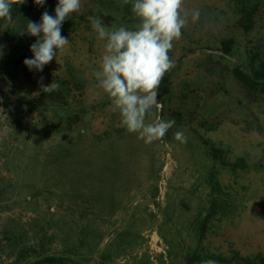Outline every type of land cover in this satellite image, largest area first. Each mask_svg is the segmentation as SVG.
<instances>
[{
	"label": "rangeland",
	"instance_id": "374dc122",
	"mask_svg": "<svg viewBox=\"0 0 264 264\" xmlns=\"http://www.w3.org/2000/svg\"><path fill=\"white\" fill-rule=\"evenodd\" d=\"M57 4L16 0L0 19V264H264V0H183L158 93L175 125L150 144L94 77L104 41L88 17L131 29V3L81 0L64 51L29 70L27 23Z\"/></svg>",
	"mask_w": 264,
	"mask_h": 264
},
{
	"label": "clouds",
	"instance_id": "9594fccd",
	"mask_svg": "<svg viewBox=\"0 0 264 264\" xmlns=\"http://www.w3.org/2000/svg\"><path fill=\"white\" fill-rule=\"evenodd\" d=\"M14 3L16 0H0V19L11 21ZM34 3L43 6L45 0ZM123 3H131V11L139 21L134 28H109L98 17H88L97 39L104 41V52L94 77L96 87L108 96L112 109L119 112L121 126L150 144L161 141L175 125V120H164L158 115L163 109L158 93L165 75L175 66L169 56L173 41L181 38L188 21L182 15L183 0H123ZM80 8L81 0H58L55 16L45 11L39 24L27 23L25 31L38 37L30 46L32 58L23 61L29 70L43 71L58 51H64L69 39L61 34L62 24ZM198 18L199 13H194L192 19ZM59 87L54 81L47 86L41 83L44 93L57 91ZM149 116L153 119L146 122ZM174 138L181 142L187 139L180 131ZM202 264H215V261H202Z\"/></svg>",
	"mask_w": 264,
	"mask_h": 264
},
{
	"label": "trees",
	"instance_id": "16d2710c",
	"mask_svg": "<svg viewBox=\"0 0 264 264\" xmlns=\"http://www.w3.org/2000/svg\"><path fill=\"white\" fill-rule=\"evenodd\" d=\"M52 1L54 3H58V0H49ZM255 77H257L258 79L264 80V61L261 63V70L256 71L254 73ZM237 76L239 77V79L247 86L251 87V88H256V86H259V83L256 82V79L253 78V75H246L244 73H238ZM260 77V78H259ZM264 85V84H263Z\"/></svg>",
	"mask_w": 264,
	"mask_h": 264
},
{
	"label": "water",
	"instance_id": "95a60500",
	"mask_svg": "<svg viewBox=\"0 0 264 264\" xmlns=\"http://www.w3.org/2000/svg\"><path fill=\"white\" fill-rule=\"evenodd\" d=\"M0 110H1V103H0Z\"/></svg>",
	"mask_w": 264,
	"mask_h": 264
}]
</instances>
